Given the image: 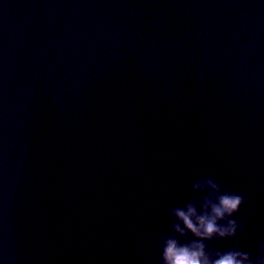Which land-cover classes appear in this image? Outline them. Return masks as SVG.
<instances>
[{
	"label": "water",
	"instance_id": "95a60500",
	"mask_svg": "<svg viewBox=\"0 0 264 264\" xmlns=\"http://www.w3.org/2000/svg\"><path fill=\"white\" fill-rule=\"evenodd\" d=\"M211 176L264 242V0H0V264H159Z\"/></svg>",
	"mask_w": 264,
	"mask_h": 264
},
{
	"label": "clouds",
	"instance_id": "9594fccd",
	"mask_svg": "<svg viewBox=\"0 0 264 264\" xmlns=\"http://www.w3.org/2000/svg\"><path fill=\"white\" fill-rule=\"evenodd\" d=\"M192 191L203 195L168 211L171 231L158 237L159 264H264V242L255 258L237 248H210L213 241L235 240L244 231V223L234 217L249 203L245 196L211 176L197 179Z\"/></svg>",
	"mask_w": 264,
	"mask_h": 264
}]
</instances>
